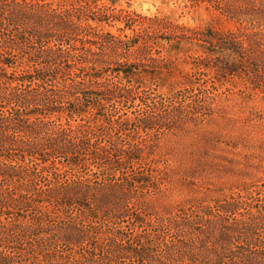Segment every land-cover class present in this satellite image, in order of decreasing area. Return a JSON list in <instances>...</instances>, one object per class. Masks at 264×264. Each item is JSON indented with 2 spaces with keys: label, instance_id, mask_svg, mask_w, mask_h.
Returning <instances> with one entry per match:
<instances>
[{
  "label": "trees",
  "instance_id": "16d2710c",
  "mask_svg": "<svg viewBox=\"0 0 264 264\" xmlns=\"http://www.w3.org/2000/svg\"><path fill=\"white\" fill-rule=\"evenodd\" d=\"M161 1L235 28L0 0V264H264V183L164 213L152 203L169 178L154 165L161 137L216 120V79L264 83V0ZM185 57L172 93L137 84L181 73Z\"/></svg>",
  "mask_w": 264,
  "mask_h": 264
},
{
  "label": "rangeland",
  "instance_id": "374dc122",
  "mask_svg": "<svg viewBox=\"0 0 264 264\" xmlns=\"http://www.w3.org/2000/svg\"><path fill=\"white\" fill-rule=\"evenodd\" d=\"M57 1V0H54ZM151 15L169 13L190 26H212L216 30L235 28L204 5L182 13L173 3L161 0H100ZM122 25L118 23L111 30ZM180 72L143 74L140 84L156 88L168 95L180 86L181 75L191 72L189 58L181 59ZM184 60V61H183ZM217 73V72H216ZM218 74H216V77ZM183 77V76H182ZM245 75L216 79V120L205 121L188 134L161 137L156 160L169 174L163 192L152 199L156 209L164 213L179 204L198 198H211L239 189L262 188L264 183V83H251ZM208 187L213 190H209Z\"/></svg>",
  "mask_w": 264,
  "mask_h": 264
}]
</instances>
